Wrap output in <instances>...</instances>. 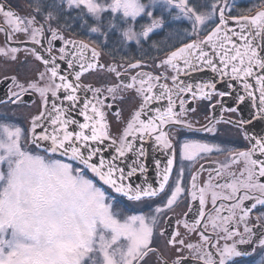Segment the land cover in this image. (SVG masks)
<instances>
[{"label": "snow or ice", "instance_id": "obj_1", "mask_svg": "<svg viewBox=\"0 0 264 264\" xmlns=\"http://www.w3.org/2000/svg\"><path fill=\"white\" fill-rule=\"evenodd\" d=\"M0 34V60L37 65L0 76V264H264V0H0ZM199 101L254 111L197 129ZM221 123L246 146L172 134Z\"/></svg>", "mask_w": 264, "mask_h": 264}, {"label": "flooded vegetation", "instance_id": "obj_2", "mask_svg": "<svg viewBox=\"0 0 264 264\" xmlns=\"http://www.w3.org/2000/svg\"><path fill=\"white\" fill-rule=\"evenodd\" d=\"M11 3L13 4L14 8L18 7L22 9L23 7L26 6L27 0H11ZM3 39H4L3 34H0V43L3 42ZM20 46L23 47V45H20ZM24 59L25 58L23 54H21L19 60L15 63H5L4 61L0 60V76H3L4 74H8V75H18L21 78H26V77H30L34 75L37 65L34 62L29 63L28 65H25ZM89 81L95 82V78L90 77ZM229 98L230 97H226L224 100L225 107H230L229 104L227 103ZM25 99L28 101V104L31 110H35L31 102L32 100H37V103H38L39 101H38L37 96L35 95L28 96ZM208 103H209L208 101H199V102H193V104L190 105V106H195L197 108V111L195 113L190 114L188 117V119H190L193 122L194 127L197 129H200L203 125L207 124L208 121L205 119V117L206 116L211 117L213 114V111L217 119H219L221 116H223L225 120H228V119L239 120L240 118H242V115L240 112H236V113L223 112L220 109L219 105H217L215 110L211 108L204 109L203 105L208 104ZM166 104H167L166 101H162L159 104L154 105V107L163 108V107H166ZM121 107L125 108V115H127L128 110H130L132 105L126 103L124 105H121ZM169 127L171 128V126ZM216 128H217V131L215 133H210L206 131H188L187 129H181V130L173 129L172 134H174L176 136L177 141H180V142H182L185 139H189V140H199L202 142L217 143V144H220L221 146L228 147V148H232V147L242 148L246 146V142L243 141L240 136L239 129L235 127L233 124L221 123V124L216 125ZM248 130L250 133L254 135H264V121L254 122L253 125L248 126ZM146 147H148L149 151L151 152H158V151L153 150L152 141H148L146 144ZM160 152L164 153L163 151H160ZM211 159L212 160H216V159L223 160L224 157L223 156L217 157L213 155ZM187 164L188 162H185L186 166ZM205 166L208 167L209 165L206 163ZM174 174H175V168H174ZM206 178H207V173H204L202 179H206ZM186 179H187V171H186ZM173 219L175 220V217ZM181 231H183V229H181ZM196 239L197 237L195 236L192 237L193 242H195ZM242 247H247V246H242ZM259 251L260 249L257 248L258 253ZM245 259H249V258L246 257ZM259 259H260V256L257 255L255 257V261L258 262Z\"/></svg>", "mask_w": 264, "mask_h": 264}, {"label": "water", "instance_id": "obj_3", "mask_svg": "<svg viewBox=\"0 0 264 264\" xmlns=\"http://www.w3.org/2000/svg\"><path fill=\"white\" fill-rule=\"evenodd\" d=\"M213 76H214L213 73L206 71L203 73H193L189 77H182V78L185 79L189 83H200V82L207 81V80L213 78ZM217 83H218V89L219 90H221V91L225 90V87H226L225 84L220 83L219 81H217ZM6 90H7V83L6 82L0 83V97L4 96V93L6 92ZM81 95H83V93H81ZM227 103L229 104L230 107H237V103L234 99V96L230 97L228 99ZM239 108H240V110L238 112L241 113L242 118H244V119H248L250 111H254V109L250 108L249 102H246L244 105H240ZM78 118L82 119L80 117H78ZM254 122H258V121H253V124H254ZM109 151H111V150H109ZM149 153H150V155L148 157V169H149V171L147 173V179H148V182L153 183L154 185H157L158 181H159V177L157 176V169L155 167L154 161L157 159L160 160L161 161V167H163L166 160L168 159V157L166 154L161 153L160 151H158V152L149 151ZM144 179H145V177L143 175H139V174L137 175V177L133 178L134 183H136V184L142 183L144 181ZM171 223L174 227L175 226V220L173 219L171 221ZM171 230L172 229L170 228L169 231H171Z\"/></svg>", "mask_w": 264, "mask_h": 264}, {"label": "trees", "instance_id": "obj_4", "mask_svg": "<svg viewBox=\"0 0 264 264\" xmlns=\"http://www.w3.org/2000/svg\"><path fill=\"white\" fill-rule=\"evenodd\" d=\"M259 2V0L256 1H248V2H242L241 5H239L236 10H240V9H248V8H252L253 6L257 5Z\"/></svg>", "mask_w": 264, "mask_h": 264}, {"label": "rangeland", "instance_id": "obj_5", "mask_svg": "<svg viewBox=\"0 0 264 264\" xmlns=\"http://www.w3.org/2000/svg\"><path fill=\"white\" fill-rule=\"evenodd\" d=\"M248 1H256V0H229V3L230 4H234L235 5V8H237L239 5L242 4V2H248ZM2 111V109L0 110Z\"/></svg>", "mask_w": 264, "mask_h": 264}]
</instances>
